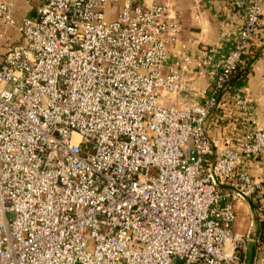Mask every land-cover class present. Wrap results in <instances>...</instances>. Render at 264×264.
I'll return each mask as SVG.
<instances>
[{
	"label": "built area",
	"instance_id": "2783aa9c",
	"mask_svg": "<svg viewBox=\"0 0 264 264\" xmlns=\"http://www.w3.org/2000/svg\"><path fill=\"white\" fill-rule=\"evenodd\" d=\"M13 1L0 25L24 43L0 52V264H246L250 243L264 264V171H246L264 127L231 84L264 0L244 4L228 50L182 65L168 62L181 34L169 1L123 0L109 17L118 0H42L19 20ZM182 96L197 100L163 103ZM219 100L232 120L217 147L205 123ZM237 200L257 205L243 232Z\"/></svg>",
	"mask_w": 264,
	"mask_h": 264
},
{
	"label": "crops",
	"instance_id": "0c3cea01",
	"mask_svg": "<svg viewBox=\"0 0 264 264\" xmlns=\"http://www.w3.org/2000/svg\"><path fill=\"white\" fill-rule=\"evenodd\" d=\"M123 0L116 1L108 10L109 17H115ZM172 3L181 24V34L178 40L168 46V62L182 65L183 56L196 54L200 48H206L212 53L226 51L237 38L244 14V4L247 0H138V2H166ZM42 0H14L13 16L19 20L34 17ZM261 27L257 38L248 47L249 55L242 59L239 73L234 79L235 87L248 96L249 105L254 111L258 124L264 127V83L260 72L264 63V4L260 19ZM0 52L6 46L22 44V37L13 28L0 25ZM195 70L202 69L195 59L192 63ZM240 76V77H238ZM211 73L195 74L194 87L198 92L208 86ZM178 102H192L196 96H182L174 98ZM172 100V97H171ZM224 102L219 100L217 111L213 118L205 123V131L214 140L217 147L227 138L232 116L224 113ZM221 117V119L219 118ZM246 171L254 178H258L264 171V160L246 165ZM253 205L237 200L234 202L236 219L233 227L237 231H245L248 220L253 216Z\"/></svg>",
	"mask_w": 264,
	"mask_h": 264
},
{
	"label": "trees",
	"instance_id": "16d2710c",
	"mask_svg": "<svg viewBox=\"0 0 264 264\" xmlns=\"http://www.w3.org/2000/svg\"><path fill=\"white\" fill-rule=\"evenodd\" d=\"M248 55H249V52L247 51V52H246L245 54H243V56L241 57V60H240V62H239V64H238V67H237V69L235 70V72H234V74H233V76H232V78H231V84H234V83H235V82H234V79H236L237 74L239 73V65H240L242 59L246 58ZM238 77H240V76H238ZM252 205H253V208H254V209L257 208V205H256V204H252ZM263 214H264V211H263ZM258 226H259V231H260V233H261V234H264V219L259 220Z\"/></svg>",
	"mask_w": 264,
	"mask_h": 264
},
{
	"label": "rangeland",
	"instance_id": "374dc122",
	"mask_svg": "<svg viewBox=\"0 0 264 264\" xmlns=\"http://www.w3.org/2000/svg\"><path fill=\"white\" fill-rule=\"evenodd\" d=\"M24 43V41L22 40V44ZM163 103L164 104H169V103H175V99L172 100L171 99H163ZM259 223V221H258ZM251 246H253V251L251 250ZM253 255H254V243H250L249 248H248V253H247V260H246V264H251L252 263V259H253Z\"/></svg>",
	"mask_w": 264,
	"mask_h": 264
},
{
	"label": "water",
	"instance_id": "95a60500",
	"mask_svg": "<svg viewBox=\"0 0 264 264\" xmlns=\"http://www.w3.org/2000/svg\"><path fill=\"white\" fill-rule=\"evenodd\" d=\"M251 250L253 251V246H251Z\"/></svg>",
	"mask_w": 264,
	"mask_h": 264
}]
</instances>
